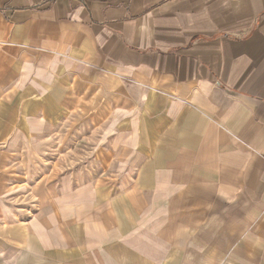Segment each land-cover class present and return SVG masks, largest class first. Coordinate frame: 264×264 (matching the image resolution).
Wrapping results in <instances>:
<instances>
[{"label":"crops","instance_id":"1","mask_svg":"<svg viewBox=\"0 0 264 264\" xmlns=\"http://www.w3.org/2000/svg\"><path fill=\"white\" fill-rule=\"evenodd\" d=\"M0 57L35 92H113L128 204L181 223L183 264H264V0H0ZM101 189L81 211L98 232L59 240L51 264H169Z\"/></svg>","mask_w":264,"mask_h":264},{"label":"rangeland","instance_id":"2","mask_svg":"<svg viewBox=\"0 0 264 264\" xmlns=\"http://www.w3.org/2000/svg\"><path fill=\"white\" fill-rule=\"evenodd\" d=\"M1 61L0 264H51L61 250L59 240L68 244L69 238L81 239L85 230L98 232L95 222L84 223L82 212L85 200L96 202L100 188L105 193L97 199L107 192L106 203L117 199L106 212L112 218L116 211L126 215L122 230L149 232L154 262L167 258L169 264H183L188 243L180 234L181 223L162 213L153 223L136 221L141 210L128 204L136 160L114 139L113 92L72 86L61 95L58 87L49 91L51 85L35 92L17 61H7L14 65L13 76L2 78ZM110 224L105 228L119 230L120 222Z\"/></svg>","mask_w":264,"mask_h":264}]
</instances>
